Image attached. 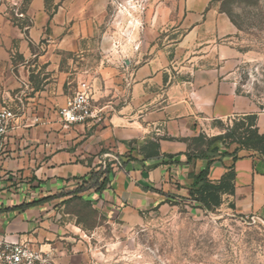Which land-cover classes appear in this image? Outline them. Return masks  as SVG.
<instances>
[{"label": "crops", "instance_id": "0c3cea01", "mask_svg": "<svg viewBox=\"0 0 264 264\" xmlns=\"http://www.w3.org/2000/svg\"><path fill=\"white\" fill-rule=\"evenodd\" d=\"M104 1L24 0V17L0 10V103L6 101L17 114L0 152V233L12 241H30L48 254L62 230L57 205L98 168L102 150V155H118L109 186L78 195L101 197L122 210L142 209L188 195L192 176L207 161L187 162L185 153L200 134L222 133L218 122L257 113V128L264 131V112H256L255 102L238 91L233 47H175L182 58H171L163 49L134 68L126 61L115 78L119 86L102 105V124L78 125L65 142L60 124L53 122L69 97L63 51L77 46L85 23ZM210 3L184 0L183 22L190 29L186 42L202 29H207V41L235 33L229 17ZM86 129L80 142L78 132ZM151 141L159 143V154L143 158L139 148ZM232 150L212 160L208 179L217 182L232 169L234 191L224 198L236 213L264 223V159L246 149L235 157Z\"/></svg>", "mask_w": 264, "mask_h": 264}, {"label": "rangeland", "instance_id": "374dc122", "mask_svg": "<svg viewBox=\"0 0 264 264\" xmlns=\"http://www.w3.org/2000/svg\"><path fill=\"white\" fill-rule=\"evenodd\" d=\"M23 2L0 0V10L23 13ZM210 5L229 17L235 33L207 41V29H202L199 37L186 42L190 29L183 22L184 0H105L85 23L77 46L63 51L65 96L86 79L95 104L102 106L119 86L115 78L126 61H131L130 69L156 50L167 49L173 58L181 55L174 53L175 47H233L238 91L255 102L256 112H264V0H211ZM235 117L217 126L230 128ZM55 119L70 142L78 125ZM102 122L95 120L93 127ZM78 134L82 142L87 129ZM235 145L221 144L220 149ZM102 151L99 164L103 169L108 164L113 173L111 164L118 155ZM57 207L62 230L51 242L46 264H264V223L236 213L224 195L212 208L189 193L142 209L122 210L101 197L83 196H70Z\"/></svg>", "mask_w": 264, "mask_h": 264}, {"label": "trees", "instance_id": "16d2710c", "mask_svg": "<svg viewBox=\"0 0 264 264\" xmlns=\"http://www.w3.org/2000/svg\"><path fill=\"white\" fill-rule=\"evenodd\" d=\"M256 119L257 113L238 115L235 117L232 127H227L228 129H224V132L211 137L200 134L194 139L193 146H189L188 151L185 153L187 162L192 159H205L207 161L206 167L192 176L193 182L188 190L189 195L196 196L198 201L206 208L220 205L222 195L232 194L234 191L235 173L232 169L224 173L217 182L208 179L209 164L212 160L229 153L227 150L220 151L221 144L235 143L236 145L232 150L235 157L239 150L246 149L256 152L264 159V131L260 132L258 130ZM139 151L143 158L156 156L159 154V143L148 142L146 145L141 146ZM97 166L98 168L92 170L80 185H77L67 194L79 196V193L89 189H94L98 193L106 189L113 176L112 169L108 164L104 169L101 164ZM231 207L233 206L231 205Z\"/></svg>", "mask_w": 264, "mask_h": 264}, {"label": "built area", "instance_id": "2783aa9c", "mask_svg": "<svg viewBox=\"0 0 264 264\" xmlns=\"http://www.w3.org/2000/svg\"><path fill=\"white\" fill-rule=\"evenodd\" d=\"M14 15L24 17L22 12H14ZM103 112L104 107L95 104L92 85L88 80L83 79L76 83L65 105L57 110V121L66 126L84 125L102 119ZM16 116L15 110L6 101L0 103V152L4 147L10 123ZM116 164L118 165L119 162L114 156L111 165ZM81 183L82 181L77 185ZM47 261L48 253L34 246L30 241H12L0 233V264H46Z\"/></svg>", "mask_w": 264, "mask_h": 264}, {"label": "bare ground", "instance_id": "6f19581e", "mask_svg": "<svg viewBox=\"0 0 264 264\" xmlns=\"http://www.w3.org/2000/svg\"><path fill=\"white\" fill-rule=\"evenodd\" d=\"M76 231H80L78 227H76Z\"/></svg>", "mask_w": 264, "mask_h": 264}]
</instances>
